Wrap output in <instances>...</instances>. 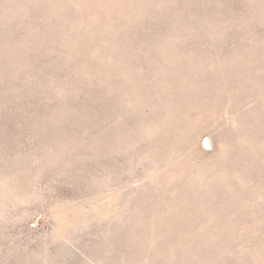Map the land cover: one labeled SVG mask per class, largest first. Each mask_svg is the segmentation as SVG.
Masks as SVG:
<instances>
[{
  "label": "rangeland",
  "instance_id": "1",
  "mask_svg": "<svg viewBox=\"0 0 264 264\" xmlns=\"http://www.w3.org/2000/svg\"><path fill=\"white\" fill-rule=\"evenodd\" d=\"M0 264H264V0H0Z\"/></svg>",
  "mask_w": 264,
  "mask_h": 264
}]
</instances>
